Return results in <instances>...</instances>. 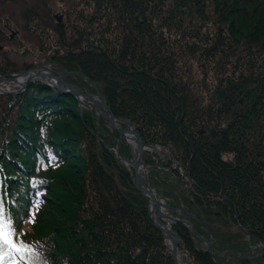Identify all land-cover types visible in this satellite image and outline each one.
Here are the masks:
<instances>
[{
	"label": "trees",
	"instance_id": "trees-1",
	"mask_svg": "<svg viewBox=\"0 0 264 264\" xmlns=\"http://www.w3.org/2000/svg\"><path fill=\"white\" fill-rule=\"evenodd\" d=\"M69 1L62 24L50 5L26 7L37 42L12 44L0 26V75L50 66L80 93L92 80L120 126L156 148L143 157L150 185L194 224L165 222L180 255L264 264L245 258L264 244V0ZM131 151L71 95L38 82L0 95V209L31 249L0 264H174L116 158Z\"/></svg>",
	"mask_w": 264,
	"mask_h": 264
},
{
	"label": "water",
	"instance_id": "water-1",
	"mask_svg": "<svg viewBox=\"0 0 264 264\" xmlns=\"http://www.w3.org/2000/svg\"><path fill=\"white\" fill-rule=\"evenodd\" d=\"M70 72H59L53 70L49 66H37L32 70H24L15 73H11L8 75H0V95H17L21 92H11L10 90L4 89V85L6 84H17L22 89H27L29 84L32 82H38L43 85H46L50 88L58 90L61 94L71 95L77 99L79 105L81 107H86L88 109L96 111L98 115H100L107 123V125L114 131L119 133L121 138H126L127 144L131 147L132 145L137 150V155L135 151L131 149L130 158L124 156H120L118 152H116V158L126 166L131 167L134 175V188L144 197L149 200V216L151 221L153 222L154 227L168 240L169 248L173 257L174 264H181L180 255H179V247H180V236L179 234L168 224L165 222H178L184 221V219L174 218L171 215H168L166 212L167 208L170 206L165 203V201L161 200L155 190L151 187L148 177V170L145 167L143 157L145 151H152L156 148H148L138 133L137 129L129 124L125 119L123 121L127 122V127L123 128L119 124V118L115 116L112 109L109 107L108 103L104 100L103 96L99 92L97 86L92 80H88L93 88L94 92L90 89H85V92L80 93L73 88L71 84L66 82V77L70 76ZM22 80V81H20ZM158 150V149H157ZM187 223L193 228L194 224L192 223L190 217H187ZM209 244V252H213V244L211 239L208 240ZM232 253L242 256L239 252L233 251ZM223 253L222 255H224ZM264 254V244L260 249V254L257 257H245L247 259H259ZM186 264L189 263V259L187 258Z\"/></svg>",
	"mask_w": 264,
	"mask_h": 264
},
{
	"label": "flooded vegetation",
	"instance_id": "flooded-vegetation-1",
	"mask_svg": "<svg viewBox=\"0 0 264 264\" xmlns=\"http://www.w3.org/2000/svg\"><path fill=\"white\" fill-rule=\"evenodd\" d=\"M0 26L5 29L7 36L12 44L17 43L19 46L27 43L30 38L28 34L23 31V26L27 22V17L24 10L29 5V0H0ZM42 6V4H40ZM12 12V13H11ZM64 12V11H63ZM61 13L54 15L58 23L62 24L65 14ZM25 42L23 41V39ZM4 47L0 46L3 50ZM24 71V70H23Z\"/></svg>",
	"mask_w": 264,
	"mask_h": 264
},
{
	"label": "rangeland",
	"instance_id": "rangeland-1",
	"mask_svg": "<svg viewBox=\"0 0 264 264\" xmlns=\"http://www.w3.org/2000/svg\"><path fill=\"white\" fill-rule=\"evenodd\" d=\"M30 1V3H29V5H31V6H33V7H35V9L37 10V12L39 13V14H41V15H44L45 16V9L47 8V9H53V11H54V13L56 14H58V15H60L64 10H65V8H66V6H64V4H63V0H29ZM0 3H1V1H0ZM66 3H70V1L69 0H66ZM40 4H42V6L40 5ZM48 5H50L51 6V8L48 6ZM47 6V7H46ZM80 6H81V4H80ZM81 8H85V6L84 5H82L81 6ZM12 13V12H11ZM21 38L23 39V37L21 36ZM31 40H34V41H36V38H34V37H30V40H29V42L31 41ZM23 41L25 42V40L23 39ZM37 42V41H36ZM28 43V42H27ZM22 45V44H21ZM8 49L9 50H12L11 49V45H8ZM22 51V50H21ZM10 53V52H9ZM10 55H11V57L12 58H14V59H16L19 63H22L23 61H24V59L22 58V56L21 55H18V56H16V55H12L11 53H10ZM14 56V57H13ZM25 58H27V56L25 57ZM36 62H38V58L35 60ZM36 65H38V66H44V65H40V64H36ZM50 67V66H49ZM36 68V67H35ZM34 68V69H35ZM51 68V67H50ZM32 70V69H31ZM54 70V69H53ZM68 77V76H67ZM66 77V78H67ZM89 82V81H88ZM90 83V82H89ZM96 85V84H95ZM5 87L6 86H8V87H6V88H9L10 89V91L11 92H23L25 89H22L21 87H19L17 84H6V85H4ZM90 86H92V84L90 83ZM93 87V86H92ZM20 94V93H19ZM109 127V126H108ZM110 128V127H109ZM131 149H133L134 151H135V154L137 155V150H136V148L132 145L131 146ZM169 215V214H168ZM172 216V215H171ZM184 220H185V223L187 224V225H189L188 223H187V217L186 218H184ZM190 226V225H189ZM260 254V253H259ZM179 255H180V252H179ZM258 256V255H257ZM256 256V257H257ZM183 259V260H182ZM260 259V258H259ZM186 260H187V258H186ZM185 259H184V257H182L181 255H180V262H181V264H186V261ZM255 260H257V259H255Z\"/></svg>",
	"mask_w": 264,
	"mask_h": 264
},
{
	"label": "snow or ice",
	"instance_id": "snow-or-ice-1",
	"mask_svg": "<svg viewBox=\"0 0 264 264\" xmlns=\"http://www.w3.org/2000/svg\"><path fill=\"white\" fill-rule=\"evenodd\" d=\"M29 222L34 223V218ZM14 230L11 219L6 217L3 210L0 209V261L5 259V256H12L14 254H23L31 252L24 244H17L14 242Z\"/></svg>",
	"mask_w": 264,
	"mask_h": 264
},
{
	"label": "bare ground",
	"instance_id": "bare-ground-1",
	"mask_svg": "<svg viewBox=\"0 0 264 264\" xmlns=\"http://www.w3.org/2000/svg\"><path fill=\"white\" fill-rule=\"evenodd\" d=\"M20 81H22V80H20ZM6 87H8V86H6ZM6 87H4V89H6V90H10L9 88H6Z\"/></svg>",
	"mask_w": 264,
	"mask_h": 264
}]
</instances>
